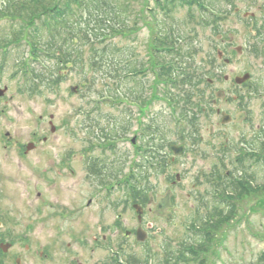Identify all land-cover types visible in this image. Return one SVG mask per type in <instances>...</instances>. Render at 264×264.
I'll return each mask as SVG.
<instances>
[{
    "label": "rangeland",
    "instance_id": "rangeland-1",
    "mask_svg": "<svg viewBox=\"0 0 264 264\" xmlns=\"http://www.w3.org/2000/svg\"><path fill=\"white\" fill-rule=\"evenodd\" d=\"M150 3L154 7V0H149ZM233 4L240 12L235 13L231 6L222 4V10L228 12L229 16L219 24L218 29L225 37L234 42L235 51L241 48V53L235 52L232 54L234 59L232 65H225L217 57V50H221V43L217 39L218 33L215 34L211 29H202L196 25L194 26L196 36L194 35L195 33L192 34L193 31L189 32L192 25L187 24L185 26L183 24L186 21L189 22L188 14L190 12L187 7H181L176 10L173 18L169 20L170 23L180 25L181 30L185 31V34L188 33L191 38H194L195 58L193 60L196 66L204 70V76L207 73L203 79H213L212 86L200 82L196 88L197 91L199 90L200 93L207 96L211 93L215 94L217 91L226 92L229 90L230 95L237 94L231 85L224 83L223 77H228L229 80L233 81L236 78H243L246 74L250 75L251 81L255 82V84L259 81L262 86L261 91H263L264 59L257 55L254 49L262 47L261 39L257 40V38L261 35L264 38V0H233ZM138 9L139 6L136 5L134 10L136 14ZM155 13L158 14V20L162 23L165 20V16L162 15L161 9L157 8ZM245 13L254 14V19H246L244 17ZM145 18L146 21H143L138 20L137 17L138 26L134 35H130L126 39L119 36L109 41L119 46V48L126 49L128 47L130 50L129 54L133 55L137 62L148 67H145L148 71L145 72L143 77L145 84L151 85V87L155 85V88L160 89L161 95H156L155 97L151 90L148 91L149 97L152 96L156 100L148 115H152V113L160 114L159 125L164 130L166 141L178 143L176 127L170 122L171 110L163 96L164 88L161 84L157 85L159 81L157 74L159 72L158 68L154 67L156 62L153 55L154 51L152 50L154 36L150 29L151 23L155 22L149 11H146ZM20 25L21 22L11 21L8 17L0 19V42L11 38L14 42L7 46V51H3L5 46L0 44V64L5 65L4 73L0 75L2 76L1 86H7L11 89V92L16 94L13 102L14 112L12 113L15 121L9 124H4L0 121V134L7 131L27 134L28 131L38 128L39 117H43L44 120L41 122L43 126L39 128H50L52 125L53 128L55 126V128L60 129L57 136L53 138L54 144L52 145L55 150L56 147L58 148L59 155L64 154L66 156L68 152V154L72 155V151L75 152L74 159L71 162V164H75V174L73 176L68 170L64 169L62 176H56V179L51 180L53 176L47 172L49 179L45 180L47 178H43L42 172L47 165L42 154L32 157L31 160L26 161L23 165L21 164L23 161L15 159L16 157L12 160H6L1 157L4 155H1L0 169L7 174H21L20 176H11L9 180H0V189L11 191L4 194H16L17 199L14 203L26 206L30 203L36 204L34 197H30L32 198L30 200L28 199L27 194L29 191L38 188L49 196L48 199L53 198L52 201H58L61 196L52 197L54 193L51 190H56L55 193L59 191V194L62 193L64 195L63 199L66 202L72 203L73 201L76 202V205H83L79 216H77L79 219L68 223L61 222V224L66 230L69 227L72 228L73 225L76 229L74 231L79 232L80 239L87 242V246H83L82 241L78 245L80 259L85 264H94L106 260L109 255H113L117 244L121 242L124 243L126 260L131 259V257L142 259L145 254L150 253L151 256H154L153 262H156L163 258V249L166 248V245H172L173 248L178 249L180 243L186 237L188 238L189 235L192 236V242L196 241L197 239L193 235L195 230L189 227L192 219L197 218L199 200L203 201L208 196V193L212 191L211 187L214 183L211 175H214L215 171H221L223 177L226 171L232 170L236 165L234 163L236 158L247 149H244L245 145H242L245 141L256 140V145L258 140L261 141L260 134L264 129V96L253 93L251 88L243 87V89L238 90V93L244 94L243 97L250 103L249 110L251 115L248 123L239 129L235 127L228 128L229 143H226L223 139L210 138L208 128L210 124H214L215 116L210 120L207 118L201 119L200 127L203 130L202 134L206 141L187 158L179 160L175 167L170 170V173L174 172L181 176V180L178 181L177 188L174 190L176 196L174 220L172 222L156 220L155 227L161 231L160 233H157V231L153 233L144 245L139 244L136 239L125 240L123 234H120L117 238L112 234L110 244L113 251H111L108 248H104L103 245L93 244V238L101 237L99 236V224L106 223L112 228L114 213L104 212L102 206L117 204L122 200L126 201L127 198L130 199L129 190L126 191V188L121 190L114 188L116 191L110 188L116 187L115 182H122L126 178L133 161L135 149L131 142L124 143L122 140L117 141L114 148L109 149L110 151H102L101 148H97L96 146L99 143L102 146L103 144L107 146L103 140L99 141L98 138H102V133L98 131L100 128L97 126L102 127L104 131L111 134V130L114 128L108 127H112L115 122L118 123L124 120V122L126 121L129 124L126 131H128V139L131 140L135 134H138V129L140 128L138 124L140 112L137 107L131 104L127 105L118 99L119 101L111 102L109 103L110 105L105 102L99 112L92 114L90 110L99 104V101L95 102V99L101 97L109 87L113 90L116 81L111 79V77H103L101 73L92 71L87 66L84 68L85 72H82V69L79 70L80 68L69 70L58 88L49 91L43 86L38 89L40 92L28 97L29 93L27 91L24 92L25 84L20 68L23 69L22 63H24V60L29 61L32 59V52L29 46L30 42L27 41L26 37L14 38ZM131 27H133V24ZM252 27H255V29L253 28L254 30L257 29V35L250 31ZM88 56L89 53L85 52L84 57ZM228 56L230 58V54ZM207 60L208 64L205 65ZM46 66L53 67L54 62H47ZM141 68L139 65V69ZM218 75H221L223 79L218 80ZM121 88L122 94L127 95L134 86L132 83L124 82ZM72 89H76V91L71 93ZM29 91L32 94L31 89ZM203 98L206 97L204 96ZM231 111L234 112V110ZM88 113L90 114V119L94 120L93 122L86 117ZM144 120V122H147L146 118ZM128 124L126 125L128 126ZM120 132L117 129V135L124 136ZM92 145L96 147L95 154L92 155L93 158L97 159H95L96 174L110 176L105 182L101 175L99 179L98 177H89L83 167L87 158V154L84 153ZM213 145H215V149L212 148ZM224 145L227 148L222 154L221 148ZM112 150L115 151L112 152ZM125 155L129 157L128 161L125 159ZM60 156L55 157V160L59 161L61 159ZM19 166L23 167V170ZM125 166H127L126 169L116 176L115 172L117 169H123ZM257 174L259 178L257 185H260L264 182V171L257 172ZM149 176L151 177L149 180L150 186L154 190L150 192L149 197L155 196L156 198L157 195H164L169 188L168 180L161 175L151 176L150 174ZM103 182L105 183L104 185ZM5 199H8V197H4L3 200ZM89 200L94 203L91 208L85 207ZM229 200H232V198H229ZM58 202L61 203V201ZM5 204H8V202ZM233 204L235 205L236 214L228 223H223L218 232L215 233L209 252L204 256L207 264H264V193H249L243 198L233 199ZM102 215H104V218H101ZM123 224L124 229L132 230L137 228L136 217L132 210L129 209L124 215ZM109 232H113V229ZM221 241L223 243L220 245ZM63 242L65 245L64 251H66V244L71 242V240L64 237Z\"/></svg>",
    "mask_w": 264,
    "mask_h": 264
},
{
    "label": "trees",
    "instance_id": "trees-1",
    "mask_svg": "<svg viewBox=\"0 0 264 264\" xmlns=\"http://www.w3.org/2000/svg\"><path fill=\"white\" fill-rule=\"evenodd\" d=\"M225 1H227L224 2L225 5L234 8L233 2ZM224 3L223 0H207L205 4L201 5L197 0H154V7H152L149 0H0V19L8 17L11 21L21 22L14 38L20 39L24 36L30 42L32 79L28 82V86L32 95L40 92L38 89L43 86L49 91L58 88L63 81V73L69 67L72 70L80 68L79 70L82 69L81 71L85 72L84 68L87 66L90 70L101 73L103 77H111L116 81L115 88L111 90L109 87L99 98L110 99L113 103L119 101L118 99L123 102L126 99L129 102L139 103L142 101L145 104L147 97L144 94L146 84L143 77L144 72L148 71L145 68L147 66L137 62L133 55L129 54L128 47L126 49L119 48L111 41L119 36L126 39L130 35H134L138 26L137 17L138 20L146 21V11H149L152 16L155 15L153 18L157 23V28H154L152 23L150 25L154 36L152 40V50L156 61L154 67H157L159 72L156 73L159 78L157 85L161 84L166 89L163 95L168 93L167 97L170 102L178 103L179 92L185 95L182 109L177 104L175 111H178L182 123L192 124L194 127L195 121H190L185 117V110L191 106L192 97L190 94L200 93V91L194 87L186 90L185 87L194 86L200 82L208 84L207 79H203L207 73L204 76V70L196 66L193 60L195 58L194 38H191L188 33L185 34L180 25L170 23L169 20L173 18L176 10L187 7L190 12L188 14L189 22L186 21L183 24L185 26L192 25L189 32L193 31L192 34H194L195 25L203 24L207 29L216 25L215 18L207 12V9L221 13ZM136 5L139 6L137 14L134 12ZM197 6L205 10L202 20L198 19L196 15ZM157 8L161 9L162 15L165 16L162 23L157 20L155 14ZM132 24L133 27H131ZM194 35L196 36V33ZM6 40L8 43L10 42L9 39ZM262 42L264 44V38ZM85 52L89 53L86 58L84 57ZM255 53L260 54L258 49ZM51 61L54 62L53 67L43 66ZM172 63L175 64L174 68ZM139 65L142 67L141 69H139ZM124 82L132 83L134 86L127 95L122 94L121 85ZM260 88L261 85L257 84V93ZM106 103L109 104V101ZM100 108L93 113L99 112ZM86 117L90 119L89 114ZM172 117L174 118V116ZM90 121L94 120L90 119ZM170 122L173 123V120ZM124 123L127 124L123 120L108 127L114 128L111 130V134L102 130L104 137L117 136V129L124 132V128H126ZM176 128H181V126L176 125ZM160 129L163 133L164 130L161 126ZM260 138L264 140V129ZM256 152L255 169L253 173L247 170V173L252 175L251 182L248 181L247 187L244 189L243 181H241L243 178H233L228 181L231 183L229 187L231 194L244 197L250 192L264 193V182L257 185L259 179L257 172L264 171V142L257 143ZM252 183L256 186L252 187ZM223 193L226 195L228 190H224ZM225 201L222 205H215L216 212L211 210L213 208L211 205H206L205 201L201 202L200 210L196 214L197 218L193 219L194 228H197L196 230L200 234L197 235L194 245H187L185 241L180 243L178 249L173 248L172 245H166V248L163 249V258L156 261L155 264H207L204 254L208 252V246L214 238L213 235L218 232L223 223L234 218L236 213L235 205ZM127 263L148 264V260L147 258L145 260L131 258Z\"/></svg>",
    "mask_w": 264,
    "mask_h": 264
},
{
    "label": "flooded vegetation",
    "instance_id": "flooded-vegetation-1",
    "mask_svg": "<svg viewBox=\"0 0 264 264\" xmlns=\"http://www.w3.org/2000/svg\"><path fill=\"white\" fill-rule=\"evenodd\" d=\"M256 35V34H255ZM254 35V36H255ZM260 38H257L259 40ZM221 50L224 52L223 62L225 65H232L234 59L232 54L235 52L234 42L231 39H220ZM238 48V47H237ZM253 49V48H252ZM256 49H254V52ZM230 54V58L228 55ZM226 58L229 59V64L225 63ZM5 65L0 64V75L4 73ZM224 83L231 85L235 90V95H230L229 91H217L215 94L211 93L209 96L203 93H196L195 98L201 99L191 101V106L187 108L185 115L187 119L195 121V126L188 124V128H175L177 134L178 143L176 144H163L161 145V131H160V114L152 113L151 121L149 127H147L148 136L144 139V143L148 141V145L154 147V151L148 153L151 161L155 165V157L158 155V159L165 161V172L164 178L168 179L175 188L176 181L181 180V176L175 174L174 172L170 173L177 162L181 159L187 158L191 153H194L196 148H199L200 145L206 141L204 135L202 134V128L200 127V122L202 118L211 119L216 117L214 124H210L208 128V134L210 138L223 139L226 143H229L230 138L228 135V128L235 127L239 129L244 124H247L250 119V103L246 101L243 95L238 93V90L244 88H251V91L256 94V86L258 83L252 82V78L246 84L239 85L236 83V79L233 81L229 80L228 77H223ZM221 75L217 76V79H223ZM2 76H0V121L4 124H9L15 121L12 113L14 112L13 102L15 101L16 94L11 92V89L7 86H1ZM213 83H211V86ZM261 85V84H260ZM218 95L221 98H217ZM206 98H203V97ZM29 97V96H28ZM181 103V107H182ZM197 110V114H195ZM231 110H234L232 112ZM44 118L39 117L38 128L30 130L27 134L22 132H5L0 134V156L4 157L6 160H12L14 157L20 161H23V165L26 161L32 159V157L42 154L45 159L47 166L44 167L42 176L47 178L48 174L53 176L51 180L56 179L64 174V169L68 170L70 174L74 176L75 174V164H71L74 159L75 152L72 151V155L68 154L65 156L62 154L59 155L58 148L52 146L54 144L53 138L57 136L59 128H53L52 125L50 128H39L43 126ZM225 121V123H224ZM192 126V127H191ZM183 131V132H182ZM164 137H166L164 135ZM255 139V137H254ZM244 140V139H243ZM150 141V142H149ZM245 141V140H244ZM133 143V142H132ZM255 144V140L251 142H244L245 147H252ZM172 145L183 148L184 154L180 157H175L174 152L172 151ZM165 146V151L160 154V147ZM215 149V145L212 146ZM226 145L222 146L221 152L224 153ZM96 147L89 146L88 149V160L85 159L84 168L88 173L89 177L96 176V158H93L92 155L95 154ZM15 155V156H13ZM71 155V156H70ZM60 156L59 161L55 160V157ZM96 159V160H95ZM241 157L238 156L237 162H240ZM159 160V161H160ZM225 162V161H222ZM77 164V163H76ZM160 163H158V166ZM251 170V164H249ZM21 170L23 167L19 166ZM247 170H249L248 164L244 159V163H237L232 169L233 176L230 172H227L226 175L229 179L237 178L242 176L247 177ZM48 172V174H47ZM36 174V173H35ZM20 173L7 174L2 169H0V180H9L11 176H20ZM104 176V174H103ZM218 178L221 176V171H215L214 175L211 177ZM245 182V181H244ZM222 183L218 181V184ZM177 188V187H176ZM53 189H55L53 187ZM60 190V189H59ZM54 194L61 196L60 200L48 199L49 196L44 194V191L39 190L38 188L29 191L27 194L28 199L34 197L36 204L30 203L29 205H19L15 204L14 201L17 199L16 194H4L11 191L5 189H0V264H85L80 259V254L78 251L79 243H83V246H87V242L80 239L79 232L74 231V226L69 227L68 230L64 229L62 223H68L69 221H74L79 216L81 208L79 204L76 205V202L68 203L63 199V194L59 191L55 193L56 190H51ZM58 196V197H59ZM156 198H150L147 203L140 204V216L137 218V228L128 230L124 229V215L129 210V205H125L124 201L120 204L113 205H104L102 206L104 212L114 213V220L112 228L104 223L99 224V236L100 238L94 237L93 244L101 243V245L109 244L111 241V235L113 234L116 238L123 234L124 239H137L136 232L138 229H142L146 233V239L149 240L151 235L157 231L160 233V229L156 228V220H167L161 219L160 217L154 214V204L157 200ZM2 197V198H1ZM8 197V199H4ZM175 192H173L172 199V211L175 210ZM206 202L212 205L215 204V201L219 202V199H215V195L208 193V196L205 197ZM8 204H5L7 203ZM54 202V203H53ZM66 202V203H64ZM93 201L89 200L88 204L85 207L91 208L93 206ZM131 208L134 209V205H131ZM112 211V212H111ZM135 212V211H134ZM104 218V215L101 216ZM169 221V220H167ZM170 222V221H169ZM42 226V227H41ZM113 232H109L112 231ZM124 229V231H122ZM76 230V229H75ZM64 237H67L71 240L66 244L67 250L64 251ZM121 249L124 250V243L121 242L117 244ZM94 264H114V257L108 256L106 260L94 263Z\"/></svg>",
    "mask_w": 264,
    "mask_h": 264
},
{
    "label": "water",
    "instance_id": "water-1",
    "mask_svg": "<svg viewBox=\"0 0 264 264\" xmlns=\"http://www.w3.org/2000/svg\"><path fill=\"white\" fill-rule=\"evenodd\" d=\"M248 16H249L248 14L245 15V17H248ZM239 51H241V50H239ZM219 56L221 57V54ZM248 79H249V76L247 75L244 78L238 80L237 82H238V84H241V83L246 82ZM75 91H76V89H72V92H75ZM224 123H225V121H224ZM173 149L176 152V154H179L180 153V150L181 149H177V148H173ZM170 196H171V194L168 193L166 196L160 197L158 199L157 210H156L155 213L158 214L159 216H164V217L167 216V212L166 211L170 207V204H169V202H170ZM139 240L140 241H143V238H141L139 236Z\"/></svg>",
    "mask_w": 264,
    "mask_h": 264
}]
</instances>
